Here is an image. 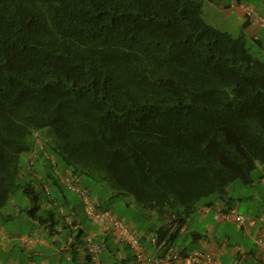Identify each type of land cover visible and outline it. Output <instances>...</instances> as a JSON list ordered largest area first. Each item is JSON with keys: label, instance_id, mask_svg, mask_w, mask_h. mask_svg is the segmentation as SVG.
<instances>
[{"label": "trees", "instance_id": "obj_1", "mask_svg": "<svg viewBox=\"0 0 264 264\" xmlns=\"http://www.w3.org/2000/svg\"><path fill=\"white\" fill-rule=\"evenodd\" d=\"M225 20L236 35L200 0H0V221L51 234L84 176L150 210L155 246L201 199L231 208L230 186L264 166V46ZM69 233L79 264L83 230Z\"/></svg>", "mask_w": 264, "mask_h": 264}, {"label": "crops", "instance_id": "obj_2", "mask_svg": "<svg viewBox=\"0 0 264 264\" xmlns=\"http://www.w3.org/2000/svg\"><path fill=\"white\" fill-rule=\"evenodd\" d=\"M236 2H243L254 9L253 15L246 14ZM220 11L225 19L232 18L233 24L238 28H243L245 37L252 41L254 44H258L261 49L264 46V24L261 23L264 20V0L258 2H251L247 0H224L220 5ZM34 163V160H30ZM257 168V167H256ZM260 177L264 175V166L260 167ZM39 177V175H38ZM253 184L252 187L255 186ZM264 187V183H262ZM250 186V187H251ZM37 187V185H35ZM241 187V186H239ZM233 188L231 185L229 189ZM230 191V190H229ZM99 199V198H98ZM239 200V197L237 198ZM80 202V201H79ZM72 203V202H71ZM48 204V203H47ZM73 204V203H72ZM72 204L64 210L60 211L61 219L56 221L54 228L56 229L51 234L37 222H32L30 227V235H27V231L24 233H16L15 231L8 230L1 224L0 226V264H68V246L72 236L70 230L75 228H81L83 230V236L88 233H93L95 238L101 242L102 251L100 253V259L103 264H133L134 257L133 251L125 243H116L112 235L104 233L99 227L93 225L82 211L81 204L78 206H72ZM224 203L219 198L213 197L204 201L198 210V223L200 226L193 227L191 224L190 216L187 219L186 224L180 229L179 234L170 241L171 245H158L155 246L151 243V238L154 237L153 231L137 230L135 223L129 221L128 224L135 227L137 234L142 240L144 246V255L147 258H155L161 253L176 251L177 254L182 256L191 254L193 252H203L210 254L217 262V264H264V250L259 245L254 243V246L242 247L235 243L231 245L230 236L223 232L224 228L219 229L220 225L236 226L241 225L243 233L246 237H252L254 235L259 236L264 234V213H258V217L255 219H249L246 222L244 216L243 223L235 222H223L214 218L213 214L216 209L223 207ZM45 207L48 205H44ZM104 207V206H103ZM209 209L205 210L204 208ZM227 208V207H224ZM234 208V205H232ZM69 212L70 215H67ZM113 212V211H112ZM140 213V211H138ZM118 218L125 220V217L113 212ZM143 214L146 212H142ZM210 218H207L208 215ZM152 212L149 213V218H152ZM12 218V217H11ZM24 220L27 219L30 224L32 220H29L26 216H23ZM87 221V222H86ZM73 222V226L69 225ZM246 222V223H245ZM222 231V233H220ZM13 232V233H11ZM187 233L192 235V242L196 244L190 251L180 250L175 248L177 245L178 237H186ZM84 237H82L83 240ZM17 242V245H15ZM83 242L79 246V264H91L89 257L84 254ZM151 264V263H148ZM156 264H188L183 259L175 262H161ZM195 264H206L204 262H198Z\"/></svg>", "mask_w": 264, "mask_h": 264}, {"label": "rangeland", "instance_id": "obj_3", "mask_svg": "<svg viewBox=\"0 0 264 264\" xmlns=\"http://www.w3.org/2000/svg\"><path fill=\"white\" fill-rule=\"evenodd\" d=\"M201 1V6L203 9V14L208 23L211 25H214L215 27H218L219 29L226 30L230 32L233 35L237 34V31L235 28L231 27L228 25V22L224 19V16L221 13L220 5L224 2V0H215L214 2L208 1V0H200ZM253 2H258L260 0H247ZM243 3V2H242ZM252 11L254 13V9L252 8ZM232 20V18H230ZM247 46L251 50V52L259 54V49L260 47L257 46L254 43H250L249 39H247ZM33 154V153H32ZM51 160H54L53 157H50ZM38 164V161L35 162ZM54 163L52 162V165ZM261 165H257V168L252 171V177L254 179V185L255 186H241L239 185L238 182L233 183V188L229 189L228 197H234L238 198L239 200L236 199L232 202V205H234V209L236 211L246 217V222H248L249 219H255L259 215L258 213H264V187H262V183L258 182L259 179V174L261 172L260 169ZM82 183L80 184L81 187H85L89 190L91 195H95L96 197H100V200L102 202L101 205L104 207H107L111 209L113 212L119 214L120 216L123 215L124 217L127 218V221L129 222L130 219L135 223L136 229L137 230H142L154 223V218H149V213L151 212L150 210L143 209L138 205L135 204H130V206H127L124 204V200H117L113 197H109L110 194L106 189H103L99 191V185L95 183L96 181L94 179H91L90 177L84 176L81 178ZM95 181V182H94ZM99 184V183H98ZM241 186V187H239ZM65 194L67 197L74 203L77 204L78 206L80 205L79 198L77 196L76 191L70 190L68 188H65ZM99 194V196H97ZM214 196H210L204 199H201L199 203H197V208L199 209L200 206L203 204V202L209 200L210 198H213ZM22 195L21 192L16 191L15 193H12V197L10 198L9 205L12 204V201L15 200L18 204L22 201ZM39 198L40 200L44 201V196L42 192H39ZM128 201H130L128 199ZM132 201V200H131ZM8 205V206H9ZM21 205V204H20ZM9 209V210H8ZM7 211H10V208L8 207L6 209ZM146 212L144 214H139V212ZM198 210L196 209L191 215V224L193 227L195 226H200V223H198ZM210 214L208 215L207 218H210ZM29 219V218H28ZM30 220V219H29ZM137 221V222H136ZM157 221V219H156ZM32 222L29 224L28 220L23 217H13L11 219L3 220L0 221V226L1 224L5 226L8 230L15 231L18 233H24L30 229L32 226ZM87 222V221H86ZM127 222V223H128ZM245 222V223H246ZM138 224L140 225L138 229ZM27 228H26V226ZM224 228L222 231L227 233L230 236V244L235 245L237 243L238 245L242 247H246V244L249 246H254V243L256 241V235L250 239V237H246L243 233V229L241 228V225H236V226H230V225H220L219 229ZM220 231V233H222ZM13 233V232H11ZM31 232L30 230L28 231L27 235H30ZM192 235L187 233L186 237H178L177 238V245L174 246L176 249L179 248L180 250H186L190 251L192 247H195L196 244L192 242ZM17 245V242L16 244ZM0 259H2V256L0 254Z\"/></svg>", "mask_w": 264, "mask_h": 264}, {"label": "built area", "instance_id": "obj_4", "mask_svg": "<svg viewBox=\"0 0 264 264\" xmlns=\"http://www.w3.org/2000/svg\"><path fill=\"white\" fill-rule=\"evenodd\" d=\"M248 13H251V8L245 7ZM264 181V177H263ZM79 193L81 201L83 203V210L93 224L101 227L105 232H109L113 235L116 242L124 241L134 252L133 264H156L161 262H173L183 259L188 264H195L198 262H204L206 264H217L216 260L208 253L193 252L186 256H180L174 251L168 250L167 252L161 253L155 258H147L144 255V248L138 238V236L127 226L124 222L119 220L109 209L99 208L96 202L91 199L88 192L85 189L75 188ZM207 210V208H205ZM214 218L223 222L234 221L236 223H243L244 216L239 214L234 208L223 210L221 208L214 211ZM152 243L155 241L151 239ZM256 243L259 247L264 250V234H260ZM85 248L87 254L93 264H102L99 260L100 246L99 243L94 239L92 235H87L85 238Z\"/></svg>", "mask_w": 264, "mask_h": 264}, {"label": "clouds", "instance_id": "obj_5", "mask_svg": "<svg viewBox=\"0 0 264 264\" xmlns=\"http://www.w3.org/2000/svg\"><path fill=\"white\" fill-rule=\"evenodd\" d=\"M236 4H238L242 9H244L245 10V12H246V14H248V15H253V11L251 12V13H248L247 11H246V8L245 7H248V8H251V10H252V7H250V6H248L247 4H245V3H242V2H240V3H238V2H236ZM261 23H263L264 24V20L261 22ZM67 173L69 174V172L67 171ZM70 176V175H69ZM81 181H80V179L79 178H77V177H72V178H68L67 179V186H68V188L70 189V190H74V191H76V193H77V196H78V198H79V200H80V204H82L83 205V203H82V201H81V198H80V196H79V193L77 192V190L76 189H73V188H71L70 186H73V187H75V188H79V189H85L87 192H88V194H89V196L91 197V199H93L95 202H96V205H97V207H99V208H104V209H109V208H107V207H103V206H101L100 205V201L98 200V197H96L95 195H91L90 193H89V191L85 188V187H81L80 186V183ZM205 208H207V209H209L208 207H205ZM204 208V209H205ZM232 208V207H231ZM231 208H229V209H231ZM221 209H223V210H228L227 208L225 209L224 207H221ZM109 210H111V209H109ZM206 210V209H205ZM236 210V209H235ZM111 212H112V210H111ZM113 213V212H112ZM114 214V213H113ZM115 215V214H114ZM87 216V215H86ZM116 216V215H115ZM213 216H214V214H213ZM117 217V216H116ZM87 218L89 219V217L87 216ZM118 218V217H117ZM119 220H121L122 222H124L122 219H120V218H118ZM90 220V219H89ZM90 222L92 223V221L90 220ZM229 222H234V221H229ZM127 226H129L130 228H131V230L138 236V234H137V230L135 229V227H133V226H131V225H129L127 222H124ZM236 223V222H235ZM71 224H72V222H71ZM70 224V225H71ZM93 224V223H92ZM69 225V226H70ZM93 225H95V224H93ZM95 226H97V227H99L98 225H95ZM72 227V226H71ZM104 233H108V232H105L101 227H99ZM87 235H92L93 237H94V239L97 241V239L95 238V235L93 234V233H88V234H86L85 236H83L84 238H83V240H82V242H83V249H84V254H85V256L87 255L88 257H89V259H90V256L87 254V252H86V248H85V238L87 237ZM258 237V236H257ZM138 238H139V240H140V242H141V239H140V237L138 236ZM152 238H154V237H152ZM151 238V239H152ZM257 239V238H256ZM154 240H155V238H154ZM98 242V241H97ZM122 242H124V241H122ZM151 242H152V240H151ZM155 242V241H154ZM153 242V243H154ZM118 243V242H117ZM125 244H126V242H124ZM142 244V243H141ZM142 246H143V244H142ZM143 248H144V246H143ZM131 249V248H130ZM132 250V249H131ZM145 250V249H144ZM170 250V249H169ZM101 251H102V249L100 248V252H99V255H98V257H99V260H100V262L102 263V261H101V259H100V253H101ZM133 251V250H132ZM174 251V250H173ZM175 253H176V251H175ZM177 254V253H176ZM178 255H180V256H182L181 254H178ZM188 255V254H187ZM184 256H186V255H184ZM183 256V257H184ZM133 257H134V252H133ZM90 261H91V259H90ZM173 262H175V261H173ZM91 264H93L92 263V261H91ZM103 264V263H102Z\"/></svg>", "mask_w": 264, "mask_h": 264}]
</instances>
